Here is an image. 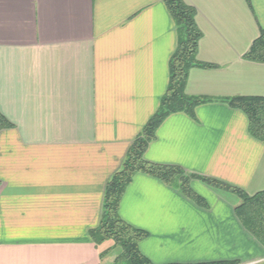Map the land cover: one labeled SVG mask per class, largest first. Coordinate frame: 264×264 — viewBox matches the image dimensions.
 <instances>
[{
  "label": "crops",
  "instance_id": "0c3cea01",
  "mask_svg": "<svg viewBox=\"0 0 264 264\" xmlns=\"http://www.w3.org/2000/svg\"><path fill=\"white\" fill-rule=\"evenodd\" d=\"M202 33L186 93L211 99L169 116L145 160L249 196L264 191V144L223 99L264 98V63L245 59L264 0H183ZM178 31L163 0H0V264H114L90 237L105 190L156 114ZM194 202L137 174L119 213L147 233L153 264H264L232 191L192 181ZM117 256V255H116Z\"/></svg>",
  "mask_w": 264,
  "mask_h": 264
},
{
  "label": "trees",
  "instance_id": "16d2710c",
  "mask_svg": "<svg viewBox=\"0 0 264 264\" xmlns=\"http://www.w3.org/2000/svg\"><path fill=\"white\" fill-rule=\"evenodd\" d=\"M163 1L178 31V47L169 66V86L161 99L158 111L148 121L129 149L121 169L107 183L101 222L96 229L90 232V237L97 246L112 242V247L101 253V258L116 248L120 249V254L114 261L115 264L122 260L126 264H153L140 250V243L146 238L147 233L129 225L119 213L122 197L135 175L139 173L159 179L197 203L202 199L192 188V181H200L211 187L234 192L242 199V204L236 208L237 217L245 229L264 246V191L249 196L220 181L187 173L180 167L158 165L145 160L149 144L155 140L157 130L169 116L184 113L193 117L199 106L212 102L211 99L193 97L186 93L189 73L192 69L215 68V66L202 64L197 60L199 43L203 36L196 23L197 11L194 7L186 5L183 0ZM245 59L264 63V29L261 30L259 38L245 55ZM223 102L241 110L247 116L250 135L264 144V98L234 97L223 99ZM10 127V123L0 112V131Z\"/></svg>",
  "mask_w": 264,
  "mask_h": 264
},
{
  "label": "rangeland",
  "instance_id": "374dc122",
  "mask_svg": "<svg viewBox=\"0 0 264 264\" xmlns=\"http://www.w3.org/2000/svg\"><path fill=\"white\" fill-rule=\"evenodd\" d=\"M108 245H110L112 247V242H106V243L103 244L104 248H106V246H108ZM109 254L110 255H108L107 260L110 259V258H113V257H117L120 254V249L116 248L112 252H110ZM117 264H126V263L124 262V260H122V261H120Z\"/></svg>",
  "mask_w": 264,
  "mask_h": 264
}]
</instances>
